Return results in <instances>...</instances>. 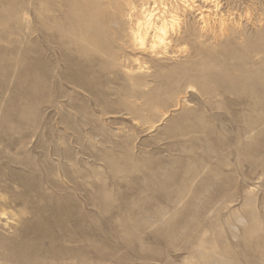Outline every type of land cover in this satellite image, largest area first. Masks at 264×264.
Instances as JSON below:
<instances>
[{"label": "rangeland", "instance_id": "1", "mask_svg": "<svg viewBox=\"0 0 264 264\" xmlns=\"http://www.w3.org/2000/svg\"><path fill=\"white\" fill-rule=\"evenodd\" d=\"M36 1L1 0L0 264H264V123L259 140L242 126L256 99L207 76L197 63L212 55L198 56L190 41L153 57L132 48L123 18L106 20L110 42L61 45ZM209 4L200 18L209 25L229 15L245 36L264 25V0ZM202 34L204 48H219ZM260 59L247 70H264ZM177 65L199 83L181 82L147 109L141 95ZM258 144L251 166L242 149ZM188 184L183 203L168 204Z\"/></svg>", "mask_w": 264, "mask_h": 264}, {"label": "bare ground", "instance_id": "2", "mask_svg": "<svg viewBox=\"0 0 264 264\" xmlns=\"http://www.w3.org/2000/svg\"><path fill=\"white\" fill-rule=\"evenodd\" d=\"M199 1L202 6L194 8L195 5L191 0H182L178 5H176L173 0H37L35 10L38 14H46L44 18L48 21V29L55 30L58 35V42L61 45L68 44L69 47L73 45L77 39H83L87 43L98 42L97 44H99L100 41H103L102 43H106L105 41L110 42V39H108V32L110 30L108 31L106 20L121 21L123 18L129 24V45L135 49H147L152 57L160 53L168 52L169 48L172 49L173 46H177L180 40L190 41L191 44H194L198 56L203 54V52L208 53L207 51H209L207 55H212V57H204L201 55L197 63L206 68L207 76L212 74L213 79L224 89H229L239 94H248L253 101L254 98L256 99V102L245 103L246 107L243 110L242 126L243 129L246 130L244 132H248L246 133L247 136H252L254 139L259 140L255 135H258L256 134L258 126L264 123V70L262 68L258 71L251 72L247 70L245 65H248L249 62L256 63L257 61L262 62L263 60L260 59V57L264 53V25H262L263 27H259L252 36H245V30H242L243 28L240 27L239 23L233 20L228 21L229 15L221 18L217 24L209 25L206 22L204 23V20H200L202 17L201 15L203 12L210 13L212 11L210 5H216L209 4L212 0ZM158 3L164 6L167 5L165 10L160 9L158 12H155L154 9L156 5H159ZM182 7H188L189 10L181 9ZM177 9H181L183 13L182 18L176 22L173 21L174 17L170 13L177 12ZM8 11L9 8H2L0 0L1 22L3 21V17H6ZM194 11L199 15V24H201L199 27L195 26V24H197V19H195L193 15ZM103 15H105L107 19L102 17ZM187 16H191V22H189ZM201 31L203 33L210 32L213 39L222 41L221 45H218L219 48L212 50L207 49L208 47L204 48L202 46V40L200 39L203 36ZM113 34L110 35L113 41H115L116 38L119 39V34L118 36H114ZM206 40L209 39L207 38ZM87 43H85V45ZM206 46H208V44ZM112 53L114 52H106L109 56ZM114 58H116V54ZM226 64H230L231 67L227 68ZM214 67H218L219 70L211 73L210 70ZM190 71L188 67L178 66L173 71H169L168 73L163 72L161 76L159 75L160 79L157 85L155 88L153 86L155 90L154 93H149V91L146 94H142L143 92L140 93L142 94L141 96L145 98L147 109L152 110L160 105L163 100H166V94L172 95L176 93L181 82H185L187 87L191 86V82L198 84L199 82ZM153 73L149 76L152 75V78L158 77L157 74L153 76ZM140 81L139 77H137L134 86L139 87L141 85ZM145 81L146 80H144V82ZM72 83L76 85V87L81 86L84 89L88 88L89 85V83L86 84V81L83 83L77 79L72 81ZM203 93L206 95L213 94L211 89L206 87H204ZM251 132H253V135ZM261 145L262 144H258V147L255 149L249 146H245L244 149H242L243 155L246 156L245 158L251 163V166L256 165L254 164V159L258 157H255V154L258 152ZM202 164L203 163L200 162L199 166L201 167ZM190 174L188 175L190 176ZM183 183L186 182L182 180L181 185ZM190 190L189 184L186 187L184 186V189L181 186V190L174 192L172 198L165 197V199H169L168 204L171 203L172 207H177L183 203L186 193ZM213 201L210 200L204 203L203 207L207 208L214 205L215 202Z\"/></svg>", "mask_w": 264, "mask_h": 264}]
</instances>
